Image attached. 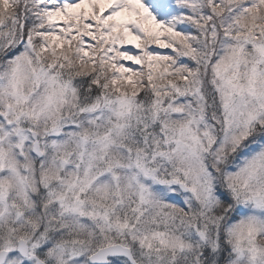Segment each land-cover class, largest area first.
Wrapping results in <instances>:
<instances>
[{
  "label": "snow or ice",
  "instance_id": "obj_1",
  "mask_svg": "<svg viewBox=\"0 0 264 264\" xmlns=\"http://www.w3.org/2000/svg\"><path fill=\"white\" fill-rule=\"evenodd\" d=\"M0 264H264V0H0Z\"/></svg>",
  "mask_w": 264,
  "mask_h": 264
}]
</instances>
